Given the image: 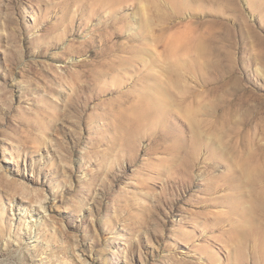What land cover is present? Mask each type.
I'll use <instances>...</instances> for the list:
<instances>
[{
    "label": "rangeland",
    "instance_id": "1",
    "mask_svg": "<svg viewBox=\"0 0 264 264\" xmlns=\"http://www.w3.org/2000/svg\"><path fill=\"white\" fill-rule=\"evenodd\" d=\"M0 264H264V0H0Z\"/></svg>",
    "mask_w": 264,
    "mask_h": 264
},
{
    "label": "bare ground",
    "instance_id": "2",
    "mask_svg": "<svg viewBox=\"0 0 264 264\" xmlns=\"http://www.w3.org/2000/svg\"><path fill=\"white\" fill-rule=\"evenodd\" d=\"M51 140V139H50ZM47 197V196H46ZM42 207H43V209H44V211L46 212H48V208H47V206H44V205H41Z\"/></svg>",
    "mask_w": 264,
    "mask_h": 264
}]
</instances>
